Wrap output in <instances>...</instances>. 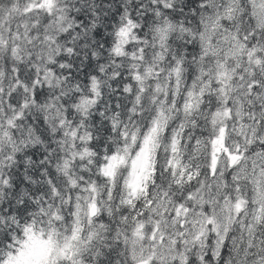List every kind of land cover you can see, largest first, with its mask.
<instances>
[{"label": "snow or ice", "instance_id": "6c2138e0", "mask_svg": "<svg viewBox=\"0 0 264 264\" xmlns=\"http://www.w3.org/2000/svg\"><path fill=\"white\" fill-rule=\"evenodd\" d=\"M0 264H264V0H0Z\"/></svg>", "mask_w": 264, "mask_h": 264}, {"label": "clouds", "instance_id": "9594fccd", "mask_svg": "<svg viewBox=\"0 0 264 264\" xmlns=\"http://www.w3.org/2000/svg\"><path fill=\"white\" fill-rule=\"evenodd\" d=\"M74 3H78L83 5V11L85 13V16L87 18V14L90 10L91 4L95 3L100 11L107 10L109 7H111L112 10L116 8V6L121 4V0H72ZM124 3H129L132 5L139 4L141 7H144L148 3H150V0H123Z\"/></svg>", "mask_w": 264, "mask_h": 264}]
</instances>
